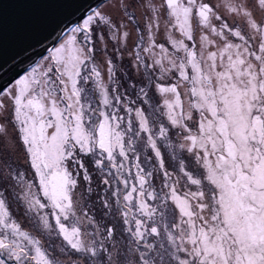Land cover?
Returning <instances> with one entry per match:
<instances>
[{"label": "snow or ice", "instance_id": "6c2138e0", "mask_svg": "<svg viewBox=\"0 0 264 264\" xmlns=\"http://www.w3.org/2000/svg\"><path fill=\"white\" fill-rule=\"evenodd\" d=\"M61 35L0 89V264H264V0H101Z\"/></svg>", "mask_w": 264, "mask_h": 264}, {"label": "water", "instance_id": "95a60500", "mask_svg": "<svg viewBox=\"0 0 264 264\" xmlns=\"http://www.w3.org/2000/svg\"><path fill=\"white\" fill-rule=\"evenodd\" d=\"M101 0H0V89L10 86Z\"/></svg>", "mask_w": 264, "mask_h": 264}, {"label": "rangeland", "instance_id": "374dc122", "mask_svg": "<svg viewBox=\"0 0 264 264\" xmlns=\"http://www.w3.org/2000/svg\"><path fill=\"white\" fill-rule=\"evenodd\" d=\"M100 3V2H99ZM83 19V18H82ZM81 19V20H82ZM80 20V21H81ZM74 26H75V24H74ZM69 31V30H68ZM67 31V32H68ZM66 32V33H67ZM62 39V38H61ZM59 42V41H58ZM58 42L56 43V44H58ZM47 54H48V52H46L44 55H42L41 57H46L47 56ZM41 57L37 60V62H41V63H43V61L41 60ZM36 62V63H37ZM35 63V64H36ZM33 66V65H32ZM31 66V67H32ZM30 67V68H31ZM29 68V69H30ZM26 73V72H25ZM24 73V74H25ZM11 211L13 212V214H14V216L18 219V221H20L21 222V224H22V228L24 229V230H28V231H31V232H33V234H36V235H40L39 233H37L36 231H35V227H34V225L33 224H30L29 223V221L27 220V218L24 216V213H23V209H22V207H19L15 202H12V204H11ZM41 239L42 240H44V241H48V237H46V236H41ZM52 242L53 243H58V241H56L55 239H53L52 240Z\"/></svg>", "mask_w": 264, "mask_h": 264}, {"label": "bare ground", "instance_id": "6f19581e", "mask_svg": "<svg viewBox=\"0 0 264 264\" xmlns=\"http://www.w3.org/2000/svg\"><path fill=\"white\" fill-rule=\"evenodd\" d=\"M26 72V71H25Z\"/></svg>", "mask_w": 264, "mask_h": 264}]
</instances>
